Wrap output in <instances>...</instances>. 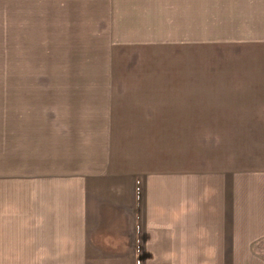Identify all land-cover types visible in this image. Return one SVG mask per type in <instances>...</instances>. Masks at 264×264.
<instances>
[{"label": "crops", "instance_id": "obj_1", "mask_svg": "<svg viewBox=\"0 0 264 264\" xmlns=\"http://www.w3.org/2000/svg\"><path fill=\"white\" fill-rule=\"evenodd\" d=\"M17 1L46 74L0 261L264 264V0Z\"/></svg>", "mask_w": 264, "mask_h": 264}, {"label": "rangeland", "instance_id": "obj_2", "mask_svg": "<svg viewBox=\"0 0 264 264\" xmlns=\"http://www.w3.org/2000/svg\"><path fill=\"white\" fill-rule=\"evenodd\" d=\"M17 4V0H0V173L14 172L18 161L24 164L22 154L30 148L24 122L27 103H31L32 85L16 81V77L46 74V36L39 35L43 31H33L31 36V31L15 30L16 10L20 8ZM34 86L37 92L38 85ZM26 91L29 93L25 97ZM35 103L38 108V98ZM233 262L243 264L242 260ZM0 264H30V261L1 260Z\"/></svg>", "mask_w": 264, "mask_h": 264}]
</instances>
